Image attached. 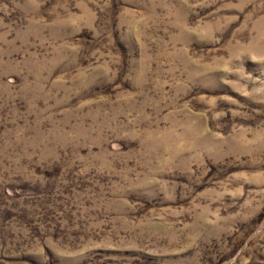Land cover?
<instances>
[{"label":"rangeland","instance_id":"1","mask_svg":"<svg viewBox=\"0 0 264 264\" xmlns=\"http://www.w3.org/2000/svg\"><path fill=\"white\" fill-rule=\"evenodd\" d=\"M0 264H264V0H0Z\"/></svg>","mask_w":264,"mask_h":264}]
</instances>
